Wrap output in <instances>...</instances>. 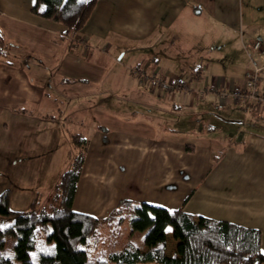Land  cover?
<instances>
[{
    "label": "crops",
    "instance_id": "obj_1",
    "mask_svg": "<svg viewBox=\"0 0 264 264\" xmlns=\"http://www.w3.org/2000/svg\"><path fill=\"white\" fill-rule=\"evenodd\" d=\"M33 5L0 0L10 55L0 61V193L9 209L44 206L50 175L64 171L54 163L62 118L68 137L88 142L74 212L102 219L120 200L182 210L259 231L264 253V108L244 113L195 94L245 76L256 40L264 94V0H97L70 37ZM142 64L189 91L158 97L130 74ZM97 146L108 150L105 166Z\"/></svg>",
    "mask_w": 264,
    "mask_h": 264
},
{
    "label": "trees",
    "instance_id": "obj_2",
    "mask_svg": "<svg viewBox=\"0 0 264 264\" xmlns=\"http://www.w3.org/2000/svg\"><path fill=\"white\" fill-rule=\"evenodd\" d=\"M33 1L31 14L60 24L70 37L83 28L97 0ZM4 50L0 34V61ZM68 139L74 153H67L68 169L54 184L53 206L39 207L34 201L25 211H12L8 191L0 193V217L9 223L0 227V264H264L257 230L128 200L118 201L102 219L74 212L71 205L88 142L79 134ZM124 224L128 237L141 234L143 252L128 239L115 246ZM167 232L177 241L169 256Z\"/></svg>",
    "mask_w": 264,
    "mask_h": 264
},
{
    "label": "built area",
    "instance_id": "obj_3",
    "mask_svg": "<svg viewBox=\"0 0 264 264\" xmlns=\"http://www.w3.org/2000/svg\"><path fill=\"white\" fill-rule=\"evenodd\" d=\"M261 41L256 40L249 47V67L245 76L233 81L228 88L212 87L202 88L194 92L199 97L214 95L220 101L230 102L241 107L244 113L250 110L264 108V94L260 90L262 80V69L257 58L260 53ZM131 76L138 85L150 87L158 97H163L168 93L188 92V85L179 76L166 78L159 76L153 69L150 70L147 64L133 67L130 70Z\"/></svg>",
    "mask_w": 264,
    "mask_h": 264
},
{
    "label": "rangeland",
    "instance_id": "obj_4",
    "mask_svg": "<svg viewBox=\"0 0 264 264\" xmlns=\"http://www.w3.org/2000/svg\"><path fill=\"white\" fill-rule=\"evenodd\" d=\"M4 45H5V55H4V59L8 60L10 55L7 54L8 53V50H7V43L5 42L4 40ZM74 101V100H73ZM135 116V115H134ZM64 119H60L57 123H58V126L60 127L62 124L64 126V130H63V136L61 137V139H59V143H60V147H59V150L57 152V155L55 157V161L54 163H57V161H59L60 163H62L63 167H64V171L68 169V162L67 161H62L64 160L63 159V152H68L70 154H73L74 151H73V148L71 146V143L68 139V134H67V128H66V125L64 123ZM165 122H171L170 120L166 119L164 121H162V125H164ZM165 127L170 129V130H173L176 128L179 129L176 125H170V124H165ZM108 150L106 147H102V146H97V147H94L93 148V155L95 157L98 158V164L99 166H105L107 164V157L109 156L108 154ZM68 157V155L66 156ZM57 178V177H56ZM57 180L55 179V175L53 176L50 175L49 179H48V183H50L49 187H50V192L48 191V194H47V197H46V202L44 203V205H51L53 206L54 203L52 202V195H53V191H54V184ZM47 183V184H48ZM75 209V207H74ZM8 220L5 218V217H0V227H6L8 226ZM121 231H122V235L119 233L118 235L119 236V240L117 242V244H115V246L117 245L120 246L122 243H124V241H126L127 239L140 251H143L144 250V247L142 246L141 242H140V237L137 233H134L132 236L128 237L127 235V226L126 224H124L122 227H121ZM169 232H167L168 234ZM172 239V238H171ZM170 238L166 239V245H165V252H166V255H171L174 251V248H175V245H174V240L172 239L171 240ZM12 245V242H8L7 244V247L9 248L10 246Z\"/></svg>",
    "mask_w": 264,
    "mask_h": 264
}]
</instances>
